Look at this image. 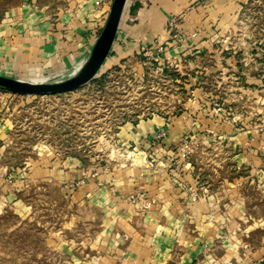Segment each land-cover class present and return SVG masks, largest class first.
I'll return each mask as SVG.
<instances>
[{
    "label": "rangeland",
    "instance_id": "374dc122",
    "mask_svg": "<svg viewBox=\"0 0 264 264\" xmlns=\"http://www.w3.org/2000/svg\"><path fill=\"white\" fill-rule=\"evenodd\" d=\"M68 2L87 0H0V29L31 13L39 30H52ZM109 2L95 1L101 19ZM230 3L186 0L164 17L163 33L142 38L152 4L142 0L88 82L59 94L0 90V264H160L158 254L165 264L264 260V0ZM58 22L66 31L75 24ZM83 56L66 54L57 69L40 61L31 74L13 68L29 67L27 58L0 55V73L46 80ZM153 116L164 124L134 149L130 130ZM68 157L79 160L75 177L55 165ZM136 169L137 182L125 183ZM161 175L171 196L163 205L151 190ZM178 175L188 184L168 182ZM201 203L203 211L189 212ZM143 221L156 230L140 232ZM162 225L171 230L158 252L151 238ZM145 240L149 253L128 246Z\"/></svg>",
    "mask_w": 264,
    "mask_h": 264
},
{
    "label": "crops",
    "instance_id": "0c3cea01",
    "mask_svg": "<svg viewBox=\"0 0 264 264\" xmlns=\"http://www.w3.org/2000/svg\"><path fill=\"white\" fill-rule=\"evenodd\" d=\"M95 1L96 0L93 1L87 0V2H68V4H66L67 6L65 10L60 8L54 14L53 23L54 22L56 23H54L55 26H53L52 30L50 29L39 30L40 26L39 23L37 22L38 16L36 14L33 15L31 13L29 14L24 13L25 16L24 14L23 15L20 14V16L17 15L18 18L17 20H15L16 24L10 25L7 29L3 27L2 29H0V55L8 54L12 56V60H15L17 58H19V60H22L23 57L27 58L29 67L20 65L21 67L20 68L16 66L17 64L14 65L13 63L12 64L14 65L13 68L15 70L24 69L23 71H25L26 73L28 72L34 74L36 73L35 64L39 63L40 61H48L51 63V69H57L59 67L61 68L62 66L61 62L65 60L66 54H68L69 57L72 60H74L75 57L79 56L84 52L83 58L78 59L76 65H74L77 66L85 58L87 52L89 51L92 43L94 42L97 36L96 35L97 25L101 26L102 22L104 21V18L101 19V16L99 15L100 12L97 11L100 8L99 6H96ZM185 1L186 0H184V2H182V0H150L152 4L149 7L147 15L143 16L142 19L140 20L139 26L141 31L137 33V36H142V38H145L146 33L148 35L149 34L152 35L155 32L163 33L162 22L164 20V17L167 14H175L176 12H179V10L182 9V6L185 5ZM127 2L129 4L127 8H124L123 10L120 27L125 25L124 21L126 19L127 13H131L137 10L141 6L142 0H127ZM226 2H232L230 4H233L234 7L240 6L239 5L240 0H226ZM60 17L62 18V21L69 19L71 20V22H74L75 24L72 27L69 26L68 30L66 31V28H62L61 26H58V24H60L58 22ZM25 18L28 20H26ZM42 27L44 28L45 25L42 24ZM69 29L71 31H69ZM63 32L66 33L64 35L66 38L65 42L61 39L58 40V38H61L62 36L61 33ZM62 47L65 48L66 50L64 51ZM44 52H46V55H44ZM163 124H164V118L162 116H153L151 118H147L146 120H142L141 122H139L136 128L130 130V135H128V138H126V140L133 142V144L131 143L128 144L132 145L134 149H136V147L139 148L141 147L140 144L141 138L142 137L147 138L152 130H154L157 127H161ZM175 132L177 133L179 131H174V132L170 131L168 134H174ZM56 161L57 162L55 163V165L57 166L67 165L69 170L72 171L69 174L72 177H75L76 173H78L80 163L76 157H68L66 159L58 158L56 159ZM139 173L140 172L138 171V169H136V171H134L133 174L130 175L131 177L129 176V174L127 176L124 175L123 176L124 177L123 179L125 180L124 182L125 183L130 182L131 184L137 182L135 176H137ZM142 177L143 179L146 180L144 176ZM176 177L174 179H171L172 176L171 177L169 176L168 178L170 179V181L168 182L171 185L173 184L175 186H181V181L182 184L184 183L188 184L189 182V180L183 181V178H180L179 175ZM166 178L161 175V177L155 178L151 185L152 187L151 190L155 194L156 201L160 202L161 205L170 202L169 198L171 197L168 196L166 192L161 189V184L164 185V181H167ZM203 197L205 198L206 196ZM161 207H166V206H161ZM204 208L205 206H203V203H201V207L196 206L195 208H191L189 212L198 213L199 210L203 211ZM157 209L158 208L155 207V210ZM173 209L175 208L173 207L170 210L173 211ZM156 214L160 216L167 215L168 211H166V208H164V212H162L161 210V212H158ZM128 216H132V214L129 213ZM148 221H143L142 224H139L138 229L140 232L143 231L145 232L146 230H150V229L156 230V226L155 227L152 226L154 223L150 224ZM170 230H171L170 227L164 228V225H162L161 229L158 230L159 233L155 232V234L152 235L151 239L154 240L153 246L158 252L162 250L165 243L164 236L161 237L160 234L163 233L165 236H167ZM148 243H149L148 240H145L143 243L139 242L138 244L131 242L128 246L129 247L135 246L143 250L145 249V251L149 253V251L146 249V247L150 245ZM145 257L144 258L141 257L140 260L143 259L144 261H150L148 259H145ZM154 259H158L160 264H165L166 261V258H163V256H159V254L158 257Z\"/></svg>",
    "mask_w": 264,
    "mask_h": 264
},
{
    "label": "water",
    "instance_id": "95a60500",
    "mask_svg": "<svg viewBox=\"0 0 264 264\" xmlns=\"http://www.w3.org/2000/svg\"><path fill=\"white\" fill-rule=\"evenodd\" d=\"M127 0H111L104 23L85 58L74 68L53 78L35 80L0 74V90L16 94H59L92 79L110 52Z\"/></svg>",
    "mask_w": 264,
    "mask_h": 264
},
{
    "label": "built area",
    "instance_id": "2783aa9c",
    "mask_svg": "<svg viewBox=\"0 0 264 264\" xmlns=\"http://www.w3.org/2000/svg\"><path fill=\"white\" fill-rule=\"evenodd\" d=\"M110 2H111V0H110ZM110 2H109V4H110ZM176 22H177L176 16L175 15H173V17L170 16L169 19L167 20L165 26L168 29H170V30H175L176 29V26H177ZM103 23H104V21H103ZM116 36H115V39L113 41L112 46L115 44ZM112 46H111V48H112ZM163 134H164V132L161 129L160 130H157L156 133H155V138H160V137H162ZM253 264H264V260L263 259H257L255 262H253Z\"/></svg>",
    "mask_w": 264,
    "mask_h": 264
},
{
    "label": "trees",
    "instance_id": "16d2710c",
    "mask_svg": "<svg viewBox=\"0 0 264 264\" xmlns=\"http://www.w3.org/2000/svg\"><path fill=\"white\" fill-rule=\"evenodd\" d=\"M102 25H103V23H102ZM102 25H101V26H102Z\"/></svg>",
    "mask_w": 264,
    "mask_h": 264
}]
</instances>
